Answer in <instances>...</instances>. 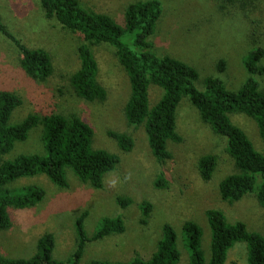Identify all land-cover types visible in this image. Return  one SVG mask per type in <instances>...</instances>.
Masks as SVG:
<instances>
[{"label":"rangeland","instance_id":"rangeland-1","mask_svg":"<svg viewBox=\"0 0 264 264\" xmlns=\"http://www.w3.org/2000/svg\"><path fill=\"white\" fill-rule=\"evenodd\" d=\"M40 0H0V17L9 31L26 47L45 50L51 59L53 73L44 82L31 80L19 66V53L13 43L0 33V90L21 99V105L10 117L9 124L22 122L31 114H76L93 130L92 148L118 156L115 169L105 174L103 185L94 189L79 181L69 170L68 187L59 188L44 175L21 178L7 186L20 189L36 186L44 191L42 200L29 209L9 207L11 226L0 231V255L5 258H29L35 253L37 240L45 234L54 236L53 257L66 260L75 250V220L86 213L84 229L92 237L102 218H121L124 233L87 243L79 264L93 260L126 263L133 258L147 260L162 237V226L169 224L177 235L180 263L189 264L182 225L193 221L202 230L201 250L205 261L210 258V230L205 216L208 209L220 210L227 222H241L248 231L264 235V211L255 194L238 202H222L219 182L234 173L228 156L227 140L204 124L188 98L176 110V132L180 143L167 142L170 160L158 165L151 155L144 126H129L123 106L129 93V81L114 51L107 45L92 47L98 65V82L106 90L104 102L88 103L77 99L69 85V77L79 68L77 47L81 39L64 30L53 20L43 17ZM97 13L121 21L126 7L138 0H80ZM162 16L150 41L153 51L168 55L194 67L198 72L195 87L203 91L204 79L214 77L229 91H237L248 78L242 61L253 49L264 51V0H159ZM121 24V23H119ZM123 41L131 46L132 37ZM226 62L224 72L216 64ZM264 65V57L262 60ZM264 91V75L255 77ZM162 96V90L151 86L149 105ZM240 128L254 149L264 156V142L253 120L244 114L228 115ZM109 132L132 137L134 147L121 151ZM43 153L42 127L32 129L25 141L16 143L3 160L18 155ZM205 155L217 158V166L208 182L201 180L198 160ZM162 175L166 187L155 186ZM258 179L256 188L259 186ZM118 198L129 199L126 206ZM149 202L152 211L146 225L141 224L140 204ZM244 243H236L225 264H246Z\"/></svg>","mask_w":264,"mask_h":264},{"label":"trees","instance_id":"trees-1","mask_svg":"<svg viewBox=\"0 0 264 264\" xmlns=\"http://www.w3.org/2000/svg\"><path fill=\"white\" fill-rule=\"evenodd\" d=\"M40 8L46 20H53L64 30L77 34L81 39L77 47L79 68L69 77V85L77 99L88 103H102L106 90L98 82V65L92 47L107 45L126 73L129 93L123 106V116L129 126L143 125L151 155L158 165L170 160L167 142L180 143L176 132V110L183 98H188L201 121L212 131L227 140L226 152L233 162L234 173L219 182L218 193L222 202L232 204L248 194H255L264 211V156L257 152L245 133L233 125L228 115L244 114L253 120L264 142V91L255 77L264 75L262 48L253 49L243 59L248 78L237 91H229L223 82L214 77L204 79V90L195 87L197 70L171 56L157 55L150 38L162 16L159 0H138L129 4L121 21L85 8L80 0H40ZM121 23V24H119ZM0 33L17 49L21 70L31 80L46 81L53 73L49 54L43 49H31L20 42L3 24L0 17ZM132 37L131 46L123 41ZM217 72L222 73L226 62L220 59ZM151 86L162 90V96L152 107L149 105ZM21 105L15 94L0 90V231L10 228L8 208L29 209L39 203L44 191L36 186L8 189L7 186L21 178L44 175L55 186L68 187L66 172L69 170L79 181L100 189L106 173L115 169L118 156L105 150L92 148L93 130L76 114L48 113L31 114L22 122L10 125L12 112ZM42 127L43 153L18 155L12 160H3L16 143L27 139L29 132ZM123 152L134 147L132 137L125 133L109 132ZM217 166L213 155L202 156L197 163L198 173L208 182ZM258 179L259 186L256 188ZM162 175L155 186L166 187ZM121 206L130 200L118 198ZM141 224L146 225L152 211L149 202L140 204ZM205 216L210 230V258L206 262L201 250L202 230L193 221L182 225L189 264H225L229 251L236 243H244L246 264H264V235L250 232L241 222L230 224L217 209H208ZM86 213L75 220L76 243L74 252L64 261L53 257L55 240L45 234L37 240L35 253L25 258H5L0 255V264H79L87 243L124 233L121 218H102L89 238L84 229ZM87 264H181L177 249V235L169 224L162 226V237L156 250L147 260L133 258L126 263H110L93 260Z\"/></svg>","mask_w":264,"mask_h":264}]
</instances>
